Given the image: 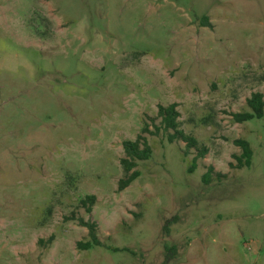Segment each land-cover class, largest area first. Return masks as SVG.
I'll return each mask as SVG.
<instances>
[{
  "label": "rangeland",
  "instance_id": "1",
  "mask_svg": "<svg viewBox=\"0 0 264 264\" xmlns=\"http://www.w3.org/2000/svg\"><path fill=\"white\" fill-rule=\"evenodd\" d=\"M254 93L264 0H0V264H160L165 247L264 264V110L233 118ZM169 104L203 159L156 132ZM145 125L150 156L117 191ZM78 219L101 247H76Z\"/></svg>",
  "mask_w": 264,
  "mask_h": 264
},
{
  "label": "trees",
  "instance_id": "2",
  "mask_svg": "<svg viewBox=\"0 0 264 264\" xmlns=\"http://www.w3.org/2000/svg\"><path fill=\"white\" fill-rule=\"evenodd\" d=\"M246 105L250 112L244 114H236L233 116L234 120L238 123L252 120L253 118L260 119L263 115L264 110V101L263 96L260 93H254L250 96V98L246 101ZM176 104H169L165 107L158 106L156 117L159 121V128L155 127L156 132L161 129L163 132H171L168 135V141H180L184 144L185 149L190 150L194 149L197 153L195 159H203L206 155V149L204 147H197L196 141L187 136L179 129V113L176 110ZM154 125V124H153ZM143 134L155 135V132H151L148 130V125H145L141 130V134L137 135L135 140L125 141L122 143V149L124 153V158L120 160V164L124 171V178L120 179L117 183V191H122L133 181L136 177V173L132 170L137 166V162L145 161L149 158L151 150L147 143V139L143 136ZM236 146H238L241 150V159L245 160L242 164L241 160L239 163L242 166L248 165L251 151L246 142L243 141H235ZM208 172L211 173V169H208ZM95 198L93 196H88L84 200L80 202V205L85 208L86 212L91 211V207L94 205ZM73 221L74 218H71ZM170 221L165 222L164 231H167V226ZM77 223L79 227L85 228L87 231L88 242L81 244L78 242L76 247L81 250H88L91 247H101L102 244L98 240L97 237V226L96 224L83 221L82 219H78ZM165 255L164 259L160 264H171L174 256L176 254V249L174 247H165Z\"/></svg>",
  "mask_w": 264,
  "mask_h": 264
}]
</instances>
